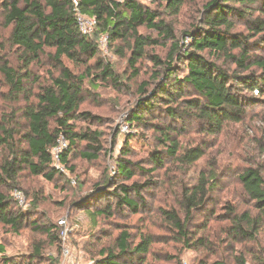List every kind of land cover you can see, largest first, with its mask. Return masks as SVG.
<instances>
[{"label":"trees","instance_id":"16d2710c","mask_svg":"<svg viewBox=\"0 0 264 264\" xmlns=\"http://www.w3.org/2000/svg\"><path fill=\"white\" fill-rule=\"evenodd\" d=\"M145 1L156 8L146 5ZM187 2L3 0L5 23L12 28L10 44L20 52L21 66L15 68L4 59L0 72L9 89V99L14 103L23 99L26 104L22 110L24 127L18 130V125L12 121L0 123V150L4 155L0 161V225L18 234L29 219L37 215L35 211L43 198L40 193L34 194L32 209L26 211L14 197L18 190L28 200L20 187L22 173L28 171L34 177L54 183L68 180L65 174L70 172L78 180L73 164L78 155L88 162H96L105 154L104 134L98 127L104 118L82 109L92 96L90 89L96 90L102 84H111L115 88L122 85L114 66L100 56L96 39L101 36H106L110 47L121 58L129 54L128 64L134 69L133 77H138L137 65L141 61L150 59L153 62L152 80L140 85L135 107L127 117L128 125L158 134V141L167 148L166 154L182 165H194L205 157V152L201 147L180 152L178 129L173 123L183 126L182 121L192 118L208 127L211 133L220 134L226 125L244 122L248 106L264 103V0H208L201 8L200 18L184 34V37H191L192 42L183 51L169 19L180 16ZM78 14L96 19L94 38L82 34ZM238 25L244 29L236 30ZM142 29L146 33H142ZM169 43L166 57L153 52ZM48 49L54 51L48 57L59 74L51 73L48 84L41 85L39 92L32 95L27 88L28 84L36 82L31 69L40 63ZM64 59L74 68H81L82 73H75L65 65ZM177 64H183L187 70L183 78L178 76ZM188 91H193L194 97L189 96ZM254 93L258 97H254ZM162 117H168L173 123L161 122ZM61 135L69 144L61 158L66 173L56 168L52 155ZM131 138L125 141L123 157L118 160L116 169L118 177L126 180L133 179V167H138L125 158L130 152ZM164 164L165 157L161 153L153 154V171L162 169ZM217 177L214 169L203 172L197 184L183 191L181 208L185 222L176 209L163 213L168 222L180 230L179 235L189 249L208 246L206 238H191L187 228L193 214L205 209L212 200L219 186ZM74 181L67 183L77 185L82 195L78 194L69 206L76 212L85 211L95 227L101 220H110L124 210L138 213L145 203L142 193L150 186V182L117 185L105 179L94 184L90 193L84 194L85 184ZM238 181L251 209L239 213L235 206L226 207L231 223L227 240H257L264 228V164L245 169ZM32 224L60 251L59 225L42 226L35 220ZM132 237L130 232L122 231L113 246H100L94 264H148L154 241L144 234L134 245ZM4 250L0 246V252ZM42 257L43 246L37 245L27 264ZM172 260L181 264L178 257H172ZM237 260L239 264H246L242 255ZM50 261L58 264L59 260L50 258ZM0 264L17 263L2 257Z\"/></svg>","mask_w":264,"mask_h":264},{"label":"rangeland","instance_id":"374dc122","mask_svg":"<svg viewBox=\"0 0 264 264\" xmlns=\"http://www.w3.org/2000/svg\"><path fill=\"white\" fill-rule=\"evenodd\" d=\"M207 1L188 0L180 16L169 19L176 29L183 51L188 49L192 42V38L184 37V34L189 32L200 18L201 8ZM144 3L151 6L146 1ZM151 8L155 9L156 6L153 5ZM243 29L242 25H238L236 30ZM11 31L12 28L7 27L5 23L3 0H0V66L1 62L7 59L13 67L19 68L20 52L10 44ZM94 32L95 27L86 36L94 38ZM141 32L146 33V30L142 29ZM96 41L100 47L101 58L114 66L122 82L119 88L111 84H102L96 90L90 89L92 96L82 107L83 110L104 118L103 124L98 127L104 134L103 145L107 153H103L96 162H88L78 155L73 164L76 166L79 179L77 180V177L70 172L65 175L71 183L74 180L80 184L83 182L84 194L90 193L94 184L105 179L117 185L150 182V186L142 193L145 203L138 213L124 210L110 220H101L100 225L95 227L85 211L76 212L69 206L78 194L82 195L77 185L67 183L68 180L49 183L42 177H34L25 171L21 175L20 187L28 195V200L22 192L27 203V207L22 208L25 211L32 209L36 192L43 198L35 211L37 215L29 219L20 233L16 234L0 225V246L5 249L4 252H0V259L9 257L17 264H27V259L39 245L43 246V257L35 260L33 264H52L50 258L58 259V264L61 259L62 264L61 248L59 251L56 245L48 243L47 236L43 232L35 230L32 224L35 220L42 226L59 225L60 240L62 233L68 229V243L75 252L78 262L82 264L94 262L99 247L104 244L113 246L122 231L132 234L131 242L134 245L140 242L144 234L154 241L148 264H176L172 257L180 258L181 264H215L218 261H225V264H239L237 258L240 255L244 257L246 264H264V228L260 231L257 240L242 238L227 240L231 223L226 208L235 206L239 213L251 209L250 201L241 189L238 176L253 165L264 164V103L248 106L246 120L240 124L226 125L220 134L211 133L208 127L200 125L196 119L186 118L182 121V126L181 123H173L168 117H162L161 122H171L178 129L180 152L195 147L204 149L205 157L199 162L190 167L182 165L174 157L166 154L167 148L158 141L159 135L152 130L137 127L123 130L128 124L127 117L139 97L140 85L152 80L153 62L150 59L141 61L137 65L139 75L133 77L134 69L128 64L129 54L126 58H121L110 47L106 36H101ZM170 46L171 43L157 47L153 52L164 58ZM255 52L260 53L258 50ZM53 53V50H46L40 63L32 67L31 74L36 82L27 86L32 95L39 92L41 85L48 84L51 73L58 76L59 72L55 70L54 63L48 57V54ZM63 61L75 73H82L81 68H74L67 59ZM177 66L180 70L178 76L183 78L187 70L183 64ZM8 92L4 76L0 72V123L12 121L14 125H18L19 130V127L25 126L22 110L26 103L23 99L14 103L9 99ZM187 93L194 97L193 91ZM253 96L258 97L257 93ZM129 137H132L128 148L130 152L125 158L138 165L137 168L133 167L135 176L132 180L118 177L116 173L118 160L123 157L125 141ZM156 152L165 157V164L162 169L153 171L155 167L153 154ZM3 156L0 150V161ZM211 169L217 172L219 186L209 205L193 214L187 228L191 238L194 240L206 238L208 246L203 248L198 246L197 250L189 249L185 247L179 235L180 230L168 222L163 213L176 209L185 222L181 208L182 193L186 188L197 184L201 173L209 172ZM62 202L66 205L61 206ZM253 212L256 215L257 212L255 210ZM62 220H66L65 226L60 225Z\"/></svg>","mask_w":264,"mask_h":264},{"label":"built area","instance_id":"2783aa9c","mask_svg":"<svg viewBox=\"0 0 264 264\" xmlns=\"http://www.w3.org/2000/svg\"><path fill=\"white\" fill-rule=\"evenodd\" d=\"M97 21L95 18H90L85 15L78 14V25L79 29L82 32V34L87 35L90 34L92 31V28L96 27ZM129 125L123 127V130H129ZM68 141L67 139L61 135L58 140L56 146L52 150L53 159L55 162V166L57 169H59L61 172L66 173L65 168L61 164V158L63 153L68 149ZM72 183H75L73 181ZM14 197L18 201L19 205L23 208L27 207L26 199L21 191L16 190L14 192ZM61 226L66 225V220H62L60 222ZM69 239V231L68 229H65V231L61 235V257H62V264H82L81 262H78L77 256L75 252L72 250L71 246L68 243ZM87 264H94V262H90Z\"/></svg>","mask_w":264,"mask_h":264}]
</instances>
